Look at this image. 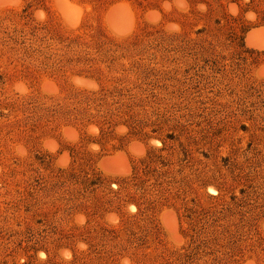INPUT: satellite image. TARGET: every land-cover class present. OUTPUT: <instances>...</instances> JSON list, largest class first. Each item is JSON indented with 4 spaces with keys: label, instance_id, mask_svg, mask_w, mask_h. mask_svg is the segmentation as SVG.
<instances>
[{
    "label": "rangeland",
    "instance_id": "obj_1",
    "mask_svg": "<svg viewBox=\"0 0 264 264\" xmlns=\"http://www.w3.org/2000/svg\"><path fill=\"white\" fill-rule=\"evenodd\" d=\"M0 264H264V0H0Z\"/></svg>",
    "mask_w": 264,
    "mask_h": 264
},
{
    "label": "bare ground",
    "instance_id": "obj_2",
    "mask_svg": "<svg viewBox=\"0 0 264 264\" xmlns=\"http://www.w3.org/2000/svg\"><path fill=\"white\" fill-rule=\"evenodd\" d=\"M18 2V1H17ZM77 26V25H76ZM259 46H261L260 44H258Z\"/></svg>",
    "mask_w": 264,
    "mask_h": 264
}]
</instances>
